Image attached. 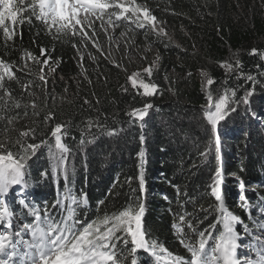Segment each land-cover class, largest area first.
I'll list each match as a JSON object with an SVG mask.
<instances>
[{"label":"trees","instance_id":"trees-1","mask_svg":"<svg viewBox=\"0 0 264 264\" xmlns=\"http://www.w3.org/2000/svg\"><path fill=\"white\" fill-rule=\"evenodd\" d=\"M121 2L146 7L156 17L157 29L163 28L167 35H157L149 25L137 27L131 12L119 20L113 17L112 25L105 15L107 32L100 20L93 21L98 50L91 41L57 32L58 25L49 30L32 13V0H13L20 9L16 25L6 21L15 31L13 39L5 40L0 28V59L13 66L15 77L4 82L12 99L6 106L0 103V144L5 142L13 154L21 153V143L40 147L27 154L23 185H11L0 195V205L11 213L10 231L34 222L30 210H39L43 217L47 209L59 221L71 207L79 228L97 217L143 204L145 239L155 243L156 254L138 250L137 264H172L175 257L188 261L191 253L186 244L196 243L198 234L210 225H215L214 237L224 230L211 192L219 170L224 207L237 218L232 224L236 255L243 261L240 249H259L254 236L264 230V60L252 54L264 46V0ZM126 45L131 49L138 45L137 55L145 47L157 53L156 94L143 95L127 78ZM234 54L239 67L231 75L221 65L229 64ZM42 67L46 83L39 78ZM197 71L214 80L208 93ZM249 92L247 103L242 102ZM209 94L213 99L227 95L230 105H236L231 116L219 122L217 134L212 131L213 137L204 123L207 118L202 117ZM15 102L19 108L13 107ZM146 104L152 108L143 120L129 115ZM200 122L208 131L197 126ZM56 124L66 127L62 143L67 153L57 149L51 137ZM17 127L32 131L26 142ZM42 140L46 142L41 144ZM61 156L66 157V174ZM253 186L260 189L252 190ZM82 199L86 203H80ZM57 200L61 203L52 207ZM0 230H7L4 224ZM21 236L31 242L28 230ZM212 244L209 240L206 250ZM131 247L130 242L117 243L125 256Z\"/></svg>","mask_w":264,"mask_h":264},{"label":"snow or ice","instance_id":"snow-or-ice-1","mask_svg":"<svg viewBox=\"0 0 264 264\" xmlns=\"http://www.w3.org/2000/svg\"><path fill=\"white\" fill-rule=\"evenodd\" d=\"M108 9H116L118 11L108 12ZM20 9L16 8L13 0H0V28L3 29L5 40L13 39L15 31L10 30L6 25V21L10 20L12 25H16ZM31 11L36 18L45 23L49 30L57 26V32H68L73 36H79L82 41H91L94 47L98 48L95 38V29L93 21L100 20V27L104 28L103 17L107 15V23L112 25L113 17L119 20L131 12L135 17L137 27L143 28L146 25L152 27L157 35H167L163 28L157 29L156 17L150 13L146 7L134 5L126 6L121 0H32ZM22 22V21H21ZM92 31V35H88V31ZM75 47V45H74ZM99 50V48H98ZM257 53L256 49L252 50V54ZM41 54L46 56L47 50L41 49ZM32 60H36L35 56L30 53L26 54ZM264 59V56L261 57ZM81 60L83 57L81 56ZM43 65H48V59L43 61ZM239 66V62H237ZM222 67L232 70V65L223 63ZM12 65L0 59V90L3 94L0 95V103L6 106L7 101L12 99V94L5 89V79H14ZM151 76L152 68L145 69ZM137 75L130 77L132 85L143 90V95L152 96L156 94L158 86L155 84L146 83L143 80L138 81ZM40 80L46 83V77L43 75V67L41 68ZM247 79L252 80L249 76ZM213 79L207 80V85H212ZM28 86L25 85V90ZM234 96L235 93L233 92ZM251 93H246L243 97L244 103H247L248 96ZM209 107H211L212 96H207ZM87 103V101H86ZM13 107L19 108V102H15ZM32 107L35 108V102ZM152 108L151 104H146L142 109L133 110L129 113L135 119L143 120L148 110ZM235 111V108H231ZM26 114V113H25ZM206 118L211 124L213 130L220 121L224 120L229 114V97L227 95L221 97L219 102L215 104L214 111H206ZM3 117H0L2 119ZM51 116L46 117L50 119ZM11 121H9L10 123ZM92 127V122L89 121V128ZM99 127V125H97ZM21 137H29L32 131H24ZM67 135L66 127L63 124H56L51 131V137L55 138V147L62 153H67V147L62 143V136ZM141 139H143L141 137ZM46 141H41V144ZM18 143H20L18 141ZM215 144L218 148L219 138L216 137ZM3 147V145H0ZM40 144H24L21 143V153L13 154L11 151L0 152V195L7 192L11 185H23L24 175L26 170V161L28 153H34ZM143 157V153L140 154ZM202 155H206L203 153ZM61 168L63 171V161L66 157L60 158ZM56 167H53V173L56 172ZM46 175V173H45ZM221 172L218 170L215 173V181L211 186V192L218 202V208L222 214L223 231L217 236L212 235V230L215 225H210L208 229L200 232L199 240L196 243L186 244L191 253L188 261L182 258H173L172 264H241L237 259L236 243L237 235L232 229V224L237 221V218L231 216L224 207L221 196ZM141 185L143 177H140ZM23 192H21V196ZM243 199V197H242ZM72 203H76L75 197L71 198ZM57 200L52 207L60 204ZM80 203H86V199H82ZM101 203H103L101 201ZM34 217L32 224H26L14 233L10 231L11 213L6 207L0 205V224H4L5 229L0 230V264H17L14 258L21 257L19 264H137L136 253L138 250H152L153 255L156 254L155 243H149L145 239V232L142 225V217L144 213L143 204H139L136 208L125 207L111 216L104 215L97 217L95 220L83 224L82 227H77L80 221L74 219V209L69 207L67 214L61 216L59 221L50 215L47 209H44V215L41 217L39 210H30ZM180 221H184V217H179ZM191 228V224L188 225ZM28 230L31 236V242L23 240L21 233ZM122 233V236H117L116 233ZM207 233V235H206ZM13 236L16 237L13 241ZM130 238V239H129ZM122 240L124 245L131 243L132 247L128 256L123 255L117 249V243ZM212 240V246L206 250L208 241ZM183 243V241H182ZM24 247V251H20V247ZM161 251H164L161 249ZM130 257V262H129ZM244 264H264V244L261 245V250L257 254L255 260L249 261L245 259Z\"/></svg>","mask_w":264,"mask_h":264},{"label":"rangeland","instance_id":"rangeland-1","mask_svg":"<svg viewBox=\"0 0 264 264\" xmlns=\"http://www.w3.org/2000/svg\"><path fill=\"white\" fill-rule=\"evenodd\" d=\"M95 20V19H94ZM131 45H126V47L124 48L125 50V55H127V58H128V67H126L127 69V72H125V74L127 73L128 75V79L130 80V77H132L133 75H137V80L140 81V80H143L144 82L146 83H150V84H157V76L155 75V69H158V64H157V53L155 51H153L151 49V47H145V48H142L140 50V52L138 53V55L135 53V50L138 48L137 46L138 45H133V48H136V49H131L130 47ZM130 47V48H129ZM130 50H129V49ZM153 51V52H152ZM130 53V54H128ZM260 57L264 56V46H263V49L262 50H259V52H257ZM264 60V59H263ZM229 64L232 65V70L229 71L228 69L224 68L226 70L227 73H230L231 75L237 71V68L239 67L237 65V62L238 61V57L235 56V54L229 59ZM148 67H151L152 68V73H151V76L148 75V73L145 71V69H147ZM196 76L198 77L199 79V83L201 84L202 88H204V90L206 91V93L209 92V88H210V85H207V80L208 79H211L210 76L208 75L207 72H204V71H197L196 72ZM131 82V80H130ZM132 83V82H131ZM161 87V86H160ZM219 102V98H215L213 99L212 98V101H211V107H209V104L207 105V109L203 110V114H202V117L206 115L204 113H206V111H214L215 110V104ZM209 103V101H208ZM231 108H236V105H230L229 103V116H231L232 114V111L230 110ZM234 112V111H233ZM204 123L209 126V128L211 129V135L212 137L214 136V133L215 132L217 134V127L218 125L216 126V129L213 130L211 124L208 122V120L204 121ZM197 126H202L206 131L207 128L205 126H203V122H200L197 124ZM213 131V132H212ZM22 132L20 131V128L17 127V134L19 137H21V134ZM21 139H24L25 142L27 141V138L26 137H21ZM0 145H3V147H0V152H6L8 151V147H6V143L1 141V144ZM252 190H259L260 188L257 187V186H253L251 187ZM18 225V224H17ZM19 226V225H18ZM254 237H257L258 240H259V244H264V231L261 232V235L260 236H254ZM259 249H256V248H253V247H244L243 248V252L241 253V260H244L247 259L249 261H252V260H255L257 258V254L258 252L261 250V245H259ZM244 261L243 263L241 264H244Z\"/></svg>","mask_w":264,"mask_h":264}]
</instances>
